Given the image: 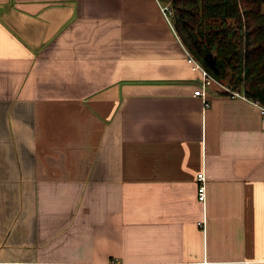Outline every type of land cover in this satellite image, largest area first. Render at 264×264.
I'll use <instances>...</instances> for the list:
<instances>
[{"label":"crops","instance_id":"crops-1","mask_svg":"<svg viewBox=\"0 0 264 264\" xmlns=\"http://www.w3.org/2000/svg\"><path fill=\"white\" fill-rule=\"evenodd\" d=\"M165 4L0 0V264H264V107Z\"/></svg>","mask_w":264,"mask_h":264},{"label":"trees","instance_id":"trees-1","mask_svg":"<svg viewBox=\"0 0 264 264\" xmlns=\"http://www.w3.org/2000/svg\"><path fill=\"white\" fill-rule=\"evenodd\" d=\"M162 1L185 47L210 73L264 107V0Z\"/></svg>","mask_w":264,"mask_h":264},{"label":"built area","instance_id":"built-area-1","mask_svg":"<svg viewBox=\"0 0 264 264\" xmlns=\"http://www.w3.org/2000/svg\"><path fill=\"white\" fill-rule=\"evenodd\" d=\"M162 11L166 16L172 12L170 4H165L162 6ZM186 59L188 63L191 65L192 69L197 71L200 75V83L199 86L194 90V94L201 96L204 100L205 105H209L208 95H209V87L217 86L220 89L226 90L230 92L232 95H238L246 97L241 91L230 88L227 84L220 81L216 78L210 71L186 48ZM198 181L200 182L198 185V196L201 200H205L206 198V175L205 171L202 170L197 174Z\"/></svg>","mask_w":264,"mask_h":264},{"label":"rangeland","instance_id":"rangeland-1","mask_svg":"<svg viewBox=\"0 0 264 264\" xmlns=\"http://www.w3.org/2000/svg\"><path fill=\"white\" fill-rule=\"evenodd\" d=\"M211 89H212V88H211V87H209V89H208V90H209V91H211Z\"/></svg>","mask_w":264,"mask_h":264}]
</instances>
